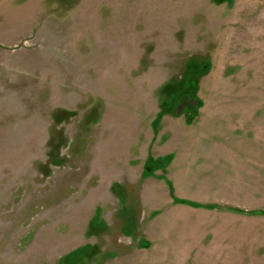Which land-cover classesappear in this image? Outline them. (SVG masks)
<instances>
[{"label":"rangeland","instance_id":"374dc122","mask_svg":"<svg viewBox=\"0 0 264 264\" xmlns=\"http://www.w3.org/2000/svg\"><path fill=\"white\" fill-rule=\"evenodd\" d=\"M0 264H264V0H0Z\"/></svg>","mask_w":264,"mask_h":264},{"label":"trees","instance_id":"16d2710c","mask_svg":"<svg viewBox=\"0 0 264 264\" xmlns=\"http://www.w3.org/2000/svg\"><path fill=\"white\" fill-rule=\"evenodd\" d=\"M191 109V108H190ZM165 161H166V159H159V160H152V161H150V163H148V165H147V167H150V166H152V165H154V164H163V163H165Z\"/></svg>","mask_w":264,"mask_h":264}]
</instances>
